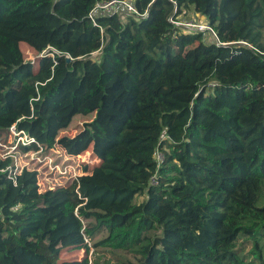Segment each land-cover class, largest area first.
<instances>
[{
  "label": "trees",
  "instance_id": "1",
  "mask_svg": "<svg viewBox=\"0 0 264 264\" xmlns=\"http://www.w3.org/2000/svg\"><path fill=\"white\" fill-rule=\"evenodd\" d=\"M109 1L0 0V136L46 151L53 120L94 116L98 162L42 192L0 160V264H69L74 235L105 236L96 264H264V0H129L145 19L94 23ZM190 10L218 40L170 22ZM10 33L54 53L28 62Z\"/></svg>",
  "mask_w": 264,
  "mask_h": 264
},
{
  "label": "rangeland",
  "instance_id": "2",
  "mask_svg": "<svg viewBox=\"0 0 264 264\" xmlns=\"http://www.w3.org/2000/svg\"><path fill=\"white\" fill-rule=\"evenodd\" d=\"M202 19L203 17L190 10L186 11L178 22L207 23L206 20ZM9 35L20 43L28 62L34 63L38 57L47 55L50 51L54 53L52 49L43 51L40 44L30 38L12 33ZM96 56H99V53L93 55V57ZM93 117L77 115L66 130L57 129L55 120H53L52 134L56 139V145L46 151L23 152L18 146V138L11 132L5 136H0V160H5L7 156H11L15 165L18 166L19 172L24 168L38 172L42 192L63 187L82 175L85 165L94 166L98 164L92 158L93 143L87 127ZM142 201H144L142 196L137 198V202ZM104 237L99 236L95 240L89 239L88 242L75 235L62 239L60 242L63 248L61 260L69 262V264H96L93 246L94 243Z\"/></svg>",
  "mask_w": 264,
  "mask_h": 264
},
{
  "label": "built area",
  "instance_id": "3",
  "mask_svg": "<svg viewBox=\"0 0 264 264\" xmlns=\"http://www.w3.org/2000/svg\"><path fill=\"white\" fill-rule=\"evenodd\" d=\"M98 16H106V17H133L138 20L141 18L145 19L147 17L146 14H140L132 1L129 0H112L105 3H98L96 7L91 11L89 18L94 21ZM170 22L174 24L176 27L181 28L183 30L195 33H210L216 40H218V36L214 29L208 25V23H192V22H178L173 17L170 19ZM241 44L246 45V43L242 42ZM101 53H99L100 55ZM11 134L15 135L18 138V146H29L31 144L36 143L35 139L29 137L25 132H19L16 129V126H13L10 129ZM11 156H7L9 158ZM7 170L11 171L12 168H8ZM0 172H5L2 170ZM22 171H18V166L15 165V174H20ZM77 178V177H76ZM12 180L15 182V177H12ZM88 242V239H86Z\"/></svg>",
  "mask_w": 264,
  "mask_h": 264
},
{
  "label": "water",
  "instance_id": "4",
  "mask_svg": "<svg viewBox=\"0 0 264 264\" xmlns=\"http://www.w3.org/2000/svg\"><path fill=\"white\" fill-rule=\"evenodd\" d=\"M138 20V19H137ZM71 61V59L69 57H67V63H69Z\"/></svg>",
  "mask_w": 264,
  "mask_h": 264
}]
</instances>
